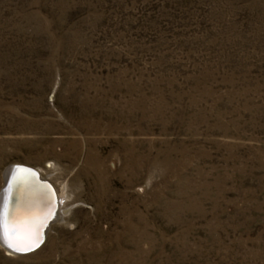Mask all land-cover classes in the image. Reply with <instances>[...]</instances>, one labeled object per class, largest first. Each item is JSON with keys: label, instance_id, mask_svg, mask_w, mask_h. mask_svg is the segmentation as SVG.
<instances>
[{"label": "rangeland", "instance_id": "obj_1", "mask_svg": "<svg viewBox=\"0 0 264 264\" xmlns=\"http://www.w3.org/2000/svg\"><path fill=\"white\" fill-rule=\"evenodd\" d=\"M85 84L133 104L150 160L129 188L116 141L100 138L97 213L83 155H57L72 136L67 88ZM13 162L68 195L69 223L31 254L0 248V264H116L133 203L134 264H264V0H0V184Z\"/></svg>", "mask_w": 264, "mask_h": 264}, {"label": "bare ground", "instance_id": "obj_2", "mask_svg": "<svg viewBox=\"0 0 264 264\" xmlns=\"http://www.w3.org/2000/svg\"><path fill=\"white\" fill-rule=\"evenodd\" d=\"M67 90L68 96H70V103L72 104L69 114L67 113L70 115L72 125L70 126V129H67V132L72 136H70V139L65 142V144L63 143V147L65 148L57 155H63V157L66 156L73 164L80 154L83 155L82 165L78 170V174L91 180L89 187L95 201L94 212L97 213L99 211L100 201L105 194L106 175L107 173H110L105 167V157L100 153V149L106 143V140L100 138L104 137L105 134H108L114 139V142L116 141V145L114 148H111L112 150L110 151L109 156L118 160L119 165L116 170L117 177H121L124 180V184L129 188L133 186L142 168L147 166L149 154L147 151L145 153L139 151L138 141L136 142L135 129L132 127L133 104H129V106H121V104L116 101H110L107 104L100 97L103 92L98 87L90 85L86 86V84L84 86H79L78 88H76V86H70ZM91 90L93 93H89ZM105 104H107V106ZM46 130H49V127H47ZM122 133H124V136H121ZM74 134L77 136H74ZM77 137H79V139ZM80 137L83 139L81 140ZM55 142L57 141H52L50 144L52 145ZM47 152L51 151L48 150ZM20 164L29 166L27 163L13 162L2 171L0 184V215L3 216L10 226L15 228L14 234L18 237L19 242L27 243L31 238V234L34 231L38 220L42 218V221H44L45 213L46 215L50 214L54 205L53 203H49V199L44 190L35 187L30 183L31 181H29V179L22 176L23 178H21L20 186H18L15 194L17 197L15 196L16 198L10 204L8 212L6 211L15 178L14 169L16 165ZM148 165H150V163ZM47 167L52 172L55 170L54 163L48 162ZM40 176V178L48 180V175H41L40 173ZM22 194L24 195L23 199H20ZM56 197V210L44 231L48 230L52 223L56 221H60L64 225L69 223L66 215L69 209L68 207L70 206L64 201L68 198V195H60L56 192ZM119 210L123 217V220H121L125 232L124 235L121 234L122 238L124 237L126 239V243L129 242L130 244H135L139 218L136 206H134V203L131 206L122 205ZM46 239L44 238L43 243L31 251H12L5 247L3 242H0V248L4 249L5 254L7 255H27L40 249L47 241ZM120 240L122 241V239ZM84 242L85 241H83L82 244ZM125 244L122 242L119 246L115 245L116 248L112 255L118 258V260L116 259V264H134V259L136 257H134V254L136 250L133 249L135 246L133 245V248L129 250L126 248ZM96 251L97 250L95 249L94 252L88 253L87 256L89 260L94 257V253L95 256H97Z\"/></svg>", "mask_w": 264, "mask_h": 264}, {"label": "water", "instance_id": "obj_3", "mask_svg": "<svg viewBox=\"0 0 264 264\" xmlns=\"http://www.w3.org/2000/svg\"><path fill=\"white\" fill-rule=\"evenodd\" d=\"M14 171H15L14 172L15 178H14V182L12 186V191L10 193V199H9L10 201L8 202L7 207H6L7 212L9 210L10 204L17 197L15 194H16L18 186H20L21 178H23L22 176H25L27 179H29V181H31L30 183H32L35 187L44 190L47 198L49 199V203H53L54 205L53 210L51 211L50 214L46 215L45 213L44 215L45 220L42 221V218H40L38 222L36 223V227L31 234V238L29 239V242L30 241L35 242V246L31 248V250H33L37 248L44 240L45 227L48 224V222L51 220L52 215L56 210V207H57L56 191L54 189V186L48 180L40 178L41 177L40 173L35 168H32L28 165L20 164V165L15 166ZM23 196L24 195L22 194L20 199H23ZM31 250H27V251H31Z\"/></svg>", "mask_w": 264, "mask_h": 264}, {"label": "snow or ice", "instance_id": "obj_4", "mask_svg": "<svg viewBox=\"0 0 264 264\" xmlns=\"http://www.w3.org/2000/svg\"><path fill=\"white\" fill-rule=\"evenodd\" d=\"M15 228L10 226L7 221L0 215V242L8 249L16 252L31 250L35 246L34 241L20 243L18 237L14 234Z\"/></svg>", "mask_w": 264, "mask_h": 264}]
</instances>
